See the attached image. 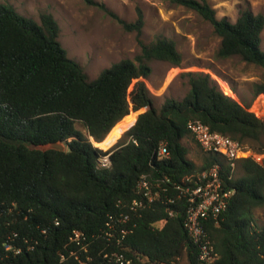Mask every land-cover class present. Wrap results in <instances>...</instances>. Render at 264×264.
Returning <instances> with one entry per match:
<instances>
[{
	"label": "trees",
	"instance_id": "1",
	"mask_svg": "<svg viewBox=\"0 0 264 264\" xmlns=\"http://www.w3.org/2000/svg\"><path fill=\"white\" fill-rule=\"evenodd\" d=\"M171 1L212 24L220 38L218 57L237 55L264 69L262 13L244 9L231 22L217 17L208 0ZM118 20L126 30L141 32L140 10L134 22ZM58 36L51 13H41L38 23L0 3V264H120L118 254L133 264H173L184 254L188 264H197V249L183 225V200L157 199L139 215L129 204L139 195L142 174L181 183L216 162L225 189H234L226 210L205 222L218 264H264V225H252V210L264 205V158L241 155L236 160L241 173L235 175L216 154L205 153L196 164L182 143L192 136L187 122L199 120L211 131L264 150V82L255 84L246 103L224 94L208 75L182 73L189 77L185 95L165 98L157 109L146 83L148 62L179 65L174 40H139L134 60L121 59L89 80ZM129 116L135 120L123 136L100 147ZM57 141L66 149L35 148ZM160 143L168 157H157ZM105 154L110 166L99 167ZM124 213L130 219L121 222ZM74 231L82 233L78 240L72 239Z\"/></svg>",
	"mask_w": 264,
	"mask_h": 264
},
{
	"label": "rangeland",
	"instance_id": "2",
	"mask_svg": "<svg viewBox=\"0 0 264 264\" xmlns=\"http://www.w3.org/2000/svg\"><path fill=\"white\" fill-rule=\"evenodd\" d=\"M217 17L234 22L240 12L249 9L264 15V0H208ZM10 4L21 15L39 23L40 14L49 12L59 26L58 39L69 58L78 62L88 79H94L104 68L121 59H132L140 53L139 40L147 43L156 36L175 41L181 55L179 65L166 61L150 60L151 73L146 83L154 106L160 109L165 98L180 100L189 89L188 76L208 75L210 81L233 99L250 102L256 83L264 82V69L243 61L239 56L218 57L220 38L212 24L196 11L171 0H0ZM142 13L141 32L128 31L118 19L134 22ZM118 17V19L115 16ZM260 49L264 52V28ZM135 120L129 116L99 142L100 147L111 146ZM77 129L87 135L79 122ZM191 135L182 143L188 148L187 157L200 164L205 152ZM66 149V146H65ZM248 154L258 160L264 158V150L258 152L248 145ZM235 175L241 173L238 165ZM252 225H264V205L252 210ZM173 264H188L182 254Z\"/></svg>",
	"mask_w": 264,
	"mask_h": 264
},
{
	"label": "built area",
	"instance_id": "3",
	"mask_svg": "<svg viewBox=\"0 0 264 264\" xmlns=\"http://www.w3.org/2000/svg\"><path fill=\"white\" fill-rule=\"evenodd\" d=\"M186 127L205 153L218 155L232 171L235 170L238 157L251 155L247 152L248 145L228 135L211 131L208 125L199 120H189ZM157 157H168V149L164 143L159 144ZM97 164L99 167H109V154L99 157ZM220 171L221 165L216 162L208 169L184 177L181 183L172 182L168 178L153 180L142 174L137 183L139 195L131 200L129 209L138 214L141 209L150 206L157 199L169 203L183 200L185 202L183 225L197 249V264H218L219 253L206 233L205 222L209 219H218L234 194V189H225ZM170 188L175 190V196L169 195ZM129 219L130 214H120L119 221L126 222ZM107 225L110 229L113 228L112 223L108 222ZM121 232L125 233L126 230ZM107 234L111 235L109 232ZM81 235L79 231H74L72 239L78 240ZM116 259L120 264H133L131 259L125 258L123 254H118Z\"/></svg>",
	"mask_w": 264,
	"mask_h": 264
},
{
	"label": "water",
	"instance_id": "4",
	"mask_svg": "<svg viewBox=\"0 0 264 264\" xmlns=\"http://www.w3.org/2000/svg\"><path fill=\"white\" fill-rule=\"evenodd\" d=\"M35 148L40 149V150L56 149V150L62 151V150H65V145L63 142L57 141V142L47 143L44 145H38V146H35Z\"/></svg>",
	"mask_w": 264,
	"mask_h": 264
}]
</instances>
